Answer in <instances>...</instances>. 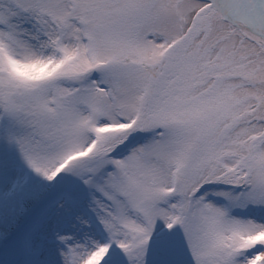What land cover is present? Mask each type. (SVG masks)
Returning a JSON list of instances; mask_svg holds the SVG:
<instances>
[{"label":"snow or ice","instance_id":"obj_1","mask_svg":"<svg viewBox=\"0 0 264 264\" xmlns=\"http://www.w3.org/2000/svg\"><path fill=\"white\" fill-rule=\"evenodd\" d=\"M0 264H264V0H0Z\"/></svg>","mask_w":264,"mask_h":264}]
</instances>
